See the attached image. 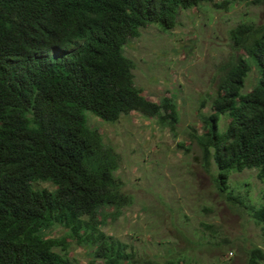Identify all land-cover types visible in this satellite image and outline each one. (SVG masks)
I'll use <instances>...</instances> for the list:
<instances>
[{"label": "trees", "instance_id": "trees-1", "mask_svg": "<svg viewBox=\"0 0 264 264\" xmlns=\"http://www.w3.org/2000/svg\"><path fill=\"white\" fill-rule=\"evenodd\" d=\"M214 1L0 0V264H71L74 244L87 251V264H139L104 230L134 197L92 118L113 124L138 112L175 130L178 105L143 94L124 48L142 29L172 31L181 11ZM231 37L245 55L222 69L208 134L194 136L205 164L217 166L222 193L234 173L257 169L264 179V25L242 24ZM251 72L256 83L244 92ZM250 210L264 239V205ZM58 227L65 235L50 236ZM263 257L253 250L250 264Z\"/></svg>", "mask_w": 264, "mask_h": 264}, {"label": "rangeland", "instance_id": "rangeland-1", "mask_svg": "<svg viewBox=\"0 0 264 264\" xmlns=\"http://www.w3.org/2000/svg\"><path fill=\"white\" fill-rule=\"evenodd\" d=\"M242 24L264 25V0L202 3L181 11L174 30L149 26L126 44L124 55L135 63L136 86L149 100L172 98L178 105L175 130L138 112L113 124L92 118L119 156L116 176L123 191L134 197L133 206L104 230L128 244L139 264H250L253 250L264 253L261 228L250 210L264 205V179L257 169L234 173L228 193H222L215 181V162L205 164L194 138L208 134L204 120L213 113L222 69L245 55L231 37ZM257 77L249 74L244 92L253 88ZM229 122L222 117L220 129ZM38 186L51 188L49 183ZM65 233L58 227L50 236ZM68 257L71 264L90 260L85 248L75 244ZM258 264H264V257Z\"/></svg>", "mask_w": 264, "mask_h": 264}]
</instances>
